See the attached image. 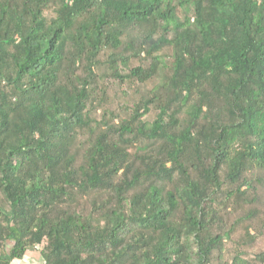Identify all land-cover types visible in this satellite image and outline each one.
Instances as JSON below:
<instances>
[{"label":"trees","instance_id":"trees-1","mask_svg":"<svg viewBox=\"0 0 264 264\" xmlns=\"http://www.w3.org/2000/svg\"><path fill=\"white\" fill-rule=\"evenodd\" d=\"M264 0H0V264H264Z\"/></svg>","mask_w":264,"mask_h":264},{"label":"crops","instance_id":"crops-1","mask_svg":"<svg viewBox=\"0 0 264 264\" xmlns=\"http://www.w3.org/2000/svg\"><path fill=\"white\" fill-rule=\"evenodd\" d=\"M11 264H46L40 250H29L27 254L21 258L11 262Z\"/></svg>","mask_w":264,"mask_h":264},{"label":"rangeland","instance_id":"rangeland-1","mask_svg":"<svg viewBox=\"0 0 264 264\" xmlns=\"http://www.w3.org/2000/svg\"><path fill=\"white\" fill-rule=\"evenodd\" d=\"M263 241V243H260V244H258L257 246H256V248H262V246L261 245H263L264 246V240H262Z\"/></svg>","mask_w":264,"mask_h":264}]
</instances>
